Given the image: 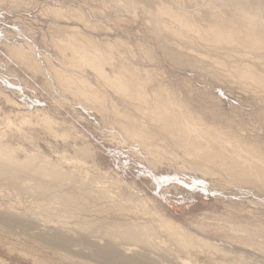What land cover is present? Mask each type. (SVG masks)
Instances as JSON below:
<instances>
[{
  "label": "rangeland",
  "instance_id": "374dc122",
  "mask_svg": "<svg viewBox=\"0 0 264 264\" xmlns=\"http://www.w3.org/2000/svg\"><path fill=\"white\" fill-rule=\"evenodd\" d=\"M262 158L264 0H0V264H264Z\"/></svg>",
  "mask_w": 264,
  "mask_h": 264
},
{
  "label": "bare ground",
  "instance_id": "6f19581e",
  "mask_svg": "<svg viewBox=\"0 0 264 264\" xmlns=\"http://www.w3.org/2000/svg\"><path fill=\"white\" fill-rule=\"evenodd\" d=\"M248 38V36H247ZM244 40V39H243ZM235 41V40H234ZM233 42V41H232ZM237 42V41H236ZM235 43V42H234ZM233 44V43H232ZM233 46V45H232ZM244 49V48H243ZM169 104H163L162 105V110L164 111V113L167 112V106ZM169 107V106H168ZM180 116V115H179ZM181 117V116H180ZM183 117V116H182ZM171 120H169V123L167 125V127L172 130L173 132H176V131H181L182 128L186 125V122L183 120V121H180L179 120V117L177 119V117L175 116H170ZM185 119V117L183 118ZM179 120V121H178ZM182 120V119H181ZM194 130V129H192ZM209 140H205L206 143L210 144V145H207L208 147L206 148V152H207V156H211V152L212 153H215V154H218V152H220V150H223L225 149V147L223 146V143L221 141H218V140H213L211 138H208ZM198 151V149H197ZM217 160L219 161V163L224 167V168H229V167H232L234 162H237L236 161V158L234 156H231V155H228V156H218ZM260 160V159H259ZM262 164L261 166H264V158L261 159L260 161ZM147 203V202H146ZM149 204V203H148ZM144 207V205H143ZM144 212V211H143ZM161 222V226L165 227V228H170L171 230H175L176 228L174 226H172L168 220L166 219H162V217L159 219ZM134 223V222H133ZM130 231V230H129ZM142 235V234H141ZM185 242V240H184ZM183 242V243H184ZM186 243V242H185Z\"/></svg>",
  "mask_w": 264,
  "mask_h": 264
}]
</instances>
